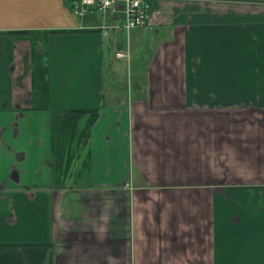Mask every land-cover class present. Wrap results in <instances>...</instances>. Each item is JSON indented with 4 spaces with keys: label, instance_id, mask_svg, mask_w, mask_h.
I'll return each instance as SVG.
<instances>
[{
    "label": "crops",
    "instance_id": "0c3cea01",
    "mask_svg": "<svg viewBox=\"0 0 264 264\" xmlns=\"http://www.w3.org/2000/svg\"><path fill=\"white\" fill-rule=\"evenodd\" d=\"M71 4L0 0V264H264V0Z\"/></svg>",
    "mask_w": 264,
    "mask_h": 264
},
{
    "label": "built area",
    "instance_id": "2783aa9c",
    "mask_svg": "<svg viewBox=\"0 0 264 264\" xmlns=\"http://www.w3.org/2000/svg\"><path fill=\"white\" fill-rule=\"evenodd\" d=\"M153 0H72V11L79 19L90 14L102 17H115V22L97 27L103 34L109 35L115 30L130 32L145 29L150 25V12ZM118 56H121L120 54Z\"/></svg>",
    "mask_w": 264,
    "mask_h": 264
},
{
    "label": "rangeland",
    "instance_id": "374dc122",
    "mask_svg": "<svg viewBox=\"0 0 264 264\" xmlns=\"http://www.w3.org/2000/svg\"><path fill=\"white\" fill-rule=\"evenodd\" d=\"M99 19H101V18H99ZM116 23L118 25H120V22L119 21H116ZM142 54H143V51L142 52L139 51L138 53H136L133 56V63L130 66V71L132 73V79L131 80H129V77H127L128 76V72H127V75H126V73L124 72V70H122L120 68L118 69V72H117V74L119 76V82H118V84H123V83H126V82H128V84H131V85H134L135 84V78H134L135 77V73H136V71L137 72H140L142 70V67L140 66L142 64V63H140L141 62L140 58H141V56H143ZM121 68H123V67H121Z\"/></svg>",
    "mask_w": 264,
    "mask_h": 264
},
{
    "label": "trees",
    "instance_id": "16d2710c",
    "mask_svg": "<svg viewBox=\"0 0 264 264\" xmlns=\"http://www.w3.org/2000/svg\"><path fill=\"white\" fill-rule=\"evenodd\" d=\"M0 248H6V246H0Z\"/></svg>",
    "mask_w": 264,
    "mask_h": 264
}]
</instances>
